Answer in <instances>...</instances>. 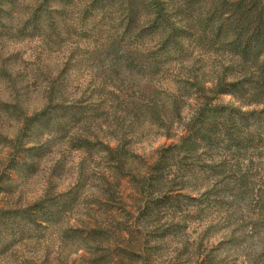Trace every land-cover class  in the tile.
<instances>
[{
    "label": "rangeland",
    "instance_id": "obj_1",
    "mask_svg": "<svg viewBox=\"0 0 264 264\" xmlns=\"http://www.w3.org/2000/svg\"><path fill=\"white\" fill-rule=\"evenodd\" d=\"M84 2L58 27L24 26L20 7L0 17V209L68 205L53 226L0 234V264H264V131L253 118L244 122L253 131L246 147L214 145L181 170L167 168L157 223L140 218L146 194L113 174L102 151L118 147L127 169L147 173L197 108L186 80L198 68L211 79L229 58L196 50L183 62L164 59L151 38H124L112 11L82 19ZM219 102L240 105L232 96ZM43 110L76 119L48 131L33 123ZM86 139L95 146L80 149ZM31 147L34 167L11 169Z\"/></svg>",
    "mask_w": 264,
    "mask_h": 264
},
{
    "label": "trees",
    "instance_id": "obj_2",
    "mask_svg": "<svg viewBox=\"0 0 264 264\" xmlns=\"http://www.w3.org/2000/svg\"><path fill=\"white\" fill-rule=\"evenodd\" d=\"M74 1L0 0V17L10 19L20 7L25 17L24 26L50 24L58 27V21L64 20L75 6ZM84 1L82 19L112 11L124 38L135 41L151 38L158 44L164 59L183 62L192 58L196 50L229 58L211 79L207 80L198 68L192 79L186 80L184 89H194L199 97L197 108L184 126V135L177 143L163 149L147 173L133 174L130 168L127 169V154L118 147L103 144L102 151L110 161L111 172L119 178L130 177L137 192L146 194L138 207L140 218L156 222L159 221L157 212L166 204L164 194L171 183L166 173L168 167L176 166L181 170L187 159L214 145L246 147L253 132L250 125L244 123L249 117L257 122L256 129L264 131V0ZM220 96H232L240 105L221 103ZM254 104L262 106L261 110H242L241 106ZM57 113L43 110L36 114L33 123L48 131L62 133L76 116L72 112H63L56 117ZM93 146L95 144L86 139L79 148L91 149ZM38 153L36 147L28 148L24 156L12 162L11 169L27 174L29 167L35 165L28 163L30 157H40ZM218 172L220 167H217ZM67 208L66 203L59 205L45 200L37 201L21 212L11 213V210L1 208L0 234L12 239L15 235H23L30 224L42 222L47 227L53 226Z\"/></svg>",
    "mask_w": 264,
    "mask_h": 264
}]
</instances>
